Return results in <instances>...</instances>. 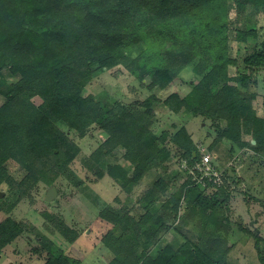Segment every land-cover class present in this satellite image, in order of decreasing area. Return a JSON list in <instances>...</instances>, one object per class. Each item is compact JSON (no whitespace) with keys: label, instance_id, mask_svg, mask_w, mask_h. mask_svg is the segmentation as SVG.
Returning <instances> with one entry per match:
<instances>
[{"label":"trees","instance_id":"trees-1","mask_svg":"<svg viewBox=\"0 0 264 264\" xmlns=\"http://www.w3.org/2000/svg\"><path fill=\"white\" fill-rule=\"evenodd\" d=\"M248 2L262 14L260 26L247 24ZM231 39L237 45L235 55L230 54ZM190 65L197 79L189 92L161 99L160 93ZM95 67H122L151 94L131 104L84 96ZM263 71L264 0H0V94L5 98L0 106V185L6 184L17 200L30 195L38 183L53 186L79 153L71 131L84 138L97 127L106 139L91 159L100 164L122 150L132 169L117 166L110 171L119 175L122 186L147 173L159 174L170 162L176 168L169 181L179 183L165 195L170 183L157 179L145 196L150 200L146 211L138 218L128 212L107 216L120 227L118 235L102 237L101 244L113 256L107 264H226L232 247L231 224L222 213L227 173L223 171L220 184L193 181L179 166L183 161L188 167L197 163L198 147L184 125L156 133L152 106L162 102L175 116L209 119L216 132L210 151L220 152L218 145L230 141L264 158V110L259 115L253 107ZM9 162L25 172L22 179L10 175ZM158 193L165 198L155 208L153 195ZM187 197L190 212L179 215L180 224L172 229L167 223L179 218L180 200ZM189 214L198 221L209 220L216 229L203 243L202 237L182 232ZM50 223L54 230L45 226L50 232L60 234L69 245L76 242L77 234L59 218ZM234 223L241 228L237 220ZM161 228L174 230L175 242L149 253L146 250ZM23 231L13 219L1 222L0 253ZM42 239L45 245L52 244ZM80 262L68 251L50 247L44 264Z\"/></svg>","mask_w":264,"mask_h":264},{"label":"rangeland","instance_id":"rangeland-1","mask_svg":"<svg viewBox=\"0 0 264 264\" xmlns=\"http://www.w3.org/2000/svg\"><path fill=\"white\" fill-rule=\"evenodd\" d=\"M245 16L249 25L256 23L260 26L263 23L262 14L251 2L247 4ZM236 48V43L231 39L230 54L235 55ZM192 65L180 73L179 80H175L160 93L161 99L173 92L184 95L189 92L190 85L197 79L190 70ZM229 73L233 75V70L231 69ZM4 75L8 80H12L9 71L5 70ZM259 78L261 80L255 89L257 96L253 101V107L259 115H262L264 71ZM144 83L148 84L149 80L146 79ZM150 92L122 67L113 69L95 67L83 95H92L99 101L109 104L113 101L122 102L126 98L144 99L151 94ZM4 102L5 98L0 94V106ZM152 108L155 111L152 129L156 133L174 130L184 125L198 149L206 150L211 156L213 165L227 173L226 202L222 207V213L228 217L231 224L228 244L232 247L227 255L226 264H264V158L250 148L239 147L230 141L218 145H221L220 152L219 149H216L217 152L210 151L209 147L216 132L209 119L201 116L192 117L191 114L186 113L175 116L167 112L162 102L154 103ZM70 136L78 143L79 153L69 165L67 173L61 175L53 184L57 190V196L53 200L44 199L46 190L50 186L43 183H38L30 195L18 200L10 193L6 184L0 185V205L4 207L0 209V223L10 218L20 223L24 229L18 238L1 250L0 264H44L50 247L52 251H68L70 255L78 258L81 264H107L113 256L101 244L102 237L107 233L118 235L120 230V227L114 226L107 220V216L128 212L138 218L146 211L145 208L150 200L145 196L151 191L157 179L161 178L170 183L165 189V195L171 194L179 187L176 179L173 183L169 181L175 178L173 171L176 167L172 162L168 165V169H160L159 174L155 172L144 174L137 182L124 187L119 175L113 176L110 172L115 171L117 166L125 170L132 169L124 160L122 150L109 154L100 164L94 163L91 159V154L106 139L103 131L94 127L84 138H77L73 131ZM7 168L16 180L22 179L25 175V172L13 162H9ZM164 194L153 195L155 208L163 204ZM12 204L11 210L6 212L7 206ZM188 204V197L180 200L178 217L190 212L186 209ZM192 215L187 216V224L181 228L182 232L188 234L190 238L202 237L203 243L206 236L214 233L216 229L209 220L198 221V218ZM180 217L167 225L171 224L172 229L175 228L180 224ZM53 218H59L64 226L77 234L75 243L69 245L60 234L45 228L46 225L49 228L53 227V223H50ZM236 220L240 221L241 228L235 225ZM202 226H205L204 231H201ZM33 228L35 231L29 232ZM218 234L217 236L225 237L224 233ZM174 236V230L167 231L161 228L156 242L150 244L146 251L153 253L159 246L174 243ZM43 237L46 242L48 240L52 244L45 245ZM107 239L111 240V237L108 236ZM142 250H144L142 247L138 249L139 252Z\"/></svg>","mask_w":264,"mask_h":264},{"label":"built area","instance_id":"built-area-1","mask_svg":"<svg viewBox=\"0 0 264 264\" xmlns=\"http://www.w3.org/2000/svg\"><path fill=\"white\" fill-rule=\"evenodd\" d=\"M200 159L193 166L188 167L185 161L180 163V169L187 170L191 179L205 186L207 181L215 184L221 183L222 171L218 170L212 162L211 156L204 149H199Z\"/></svg>","mask_w":264,"mask_h":264},{"label":"water","instance_id":"water-1","mask_svg":"<svg viewBox=\"0 0 264 264\" xmlns=\"http://www.w3.org/2000/svg\"><path fill=\"white\" fill-rule=\"evenodd\" d=\"M136 100H137V98H136V99L126 98V99H124L122 102H123L124 104H131V103H133V102L136 101ZM254 143H255V141H252V144H254ZM0 195H1V193H0ZM56 196H57V190H56L55 186H51V187H49V188L46 190V194H45L44 199H45L46 201H51V200H53ZM239 222H240V221H239Z\"/></svg>","mask_w":264,"mask_h":264}]
</instances>
